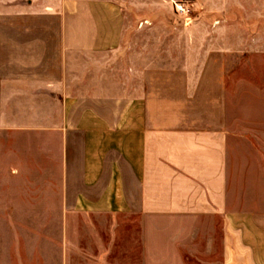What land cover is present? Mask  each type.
<instances>
[{
	"label": "crops",
	"instance_id": "obj_1",
	"mask_svg": "<svg viewBox=\"0 0 264 264\" xmlns=\"http://www.w3.org/2000/svg\"><path fill=\"white\" fill-rule=\"evenodd\" d=\"M174 1L0 0V136L40 139L0 145V179L49 186L58 264H264V193L230 177L224 51L110 64L129 11Z\"/></svg>",
	"mask_w": 264,
	"mask_h": 264
},
{
	"label": "rangeland",
	"instance_id": "obj_2",
	"mask_svg": "<svg viewBox=\"0 0 264 264\" xmlns=\"http://www.w3.org/2000/svg\"><path fill=\"white\" fill-rule=\"evenodd\" d=\"M129 14L127 36L111 59L113 66L199 64L204 50L224 51L230 177L239 193L250 192L251 177L259 194L264 193V0H177ZM17 140L40 139L1 135L0 145H14ZM40 172L24 175L35 179ZM47 189L41 183L12 185L1 177L0 264H58L62 218L41 214L47 205L54 208L53 201L40 199ZM26 194L34 200L18 199ZM18 208H32L29 212L35 214L26 215Z\"/></svg>",
	"mask_w": 264,
	"mask_h": 264
},
{
	"label": "built area",
	"instance_id": "obj_3",
	"mask_svg": "<svg viewBox=\"0 0 264 264\" xmlns=\"http://www.w3.org/2000/svg\"><path fill=\"white\" fill-rule=\"evenodd\" d=\"M176 8L179 10V11H184L182 6H179V5H176Z\"/></svg>",
	"mask_w": 264,
	"mask_h": 264
}]
</instances>
